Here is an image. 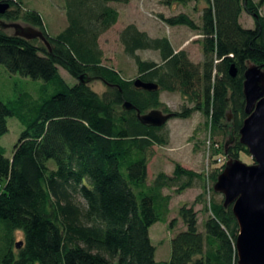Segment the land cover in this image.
<instances>
[{
  "label": "trees",
  "instance_id": "trees-1",
  "mask_svg": "<svg viewBox=\"0 0 264 264\" xmlns=\"http://www.w3.org/2000/svg\"><path fill=\"white\" fill-rule=\"evenodd\" d=\"M127 2L63 0L65 26L51 35L39 12L20 0H0L9 4L0 19L40 30L50 46L49 51L39 39L25 40L0 29V64L53 87L49 93L44 86L38 98L22 93L8 102L0 99V138L8 131L7 117L24 127L11 158L0 145V264H237L238 224L231 207L214 198L219 193L213 185L224 162L210 173L211 197L204 202L202 228L194 206H180L182 228L170 240V255L156 259L150 228L170 213L171 197L163 190L181 193L196 181L205 190V182L201 173L178 163L172 174L160 172L147 182L149 152L164 143L159 132L165 124L144 125L136 110L160 107L161 91L177 92L193 107L173 117L200 111L216 134L224 133L229 113L233 142L227 151L222 145V154L236 159L249 154L239 142L246 117L242 88L248 61L264 70V16L253 0H161L167 7L203 3L200 24L186 13L158 15L168 27L184 26L201 35L203 59L195 64L166 36L153 38L127 24L118 37L136 65L137 78L158 85L145 91L134 86L135 79L104 65L98 45L119 19L112 3ZM243 12L252 16L254 28L242 26ZM139 50L158 52L160 63L141 60ZM59 68L77 82L68 85ZM82 75L102 81L106 91H92L79 80ZM125 101L134 109L124 110ZM176 220L169 222L171 229ZM15 231L23 236L18 248L15 243L16 253L11 248Z\"/></svg>",
  "mask_w": 264,
  "mask_h": 264
},
{
  "label": "rangeland",
  "instance_id": "rangeland-1",
  "mask_svg": "<svg viewBox=\"0 0 264 264\" xmlns=\"http://www.w3.org/2000/svg\"><path fill=\"white\" fill-rule=\"evenodd\" d=\"M22 6L28 9L36 10L43 18V22L48 34L55 35L65 26V11L63 0H20ZM259 5L258 13L264 16V0H253ZM262 1V3H261ZM119 12L117 23L104 32L98 39L99 48L102 51V62L104 65L118 71L120 75L127 80H134L138 77L137 68L132 58L127 56L123 46L119 41V33L127 24H135L138 29L147 32L151 37L166 36L172 43L174 49L185 50L191 62L201 64L203 56L200 41L202 36L187 27H168L158 17L159 14L169 17L178 13L188 14L196 23L200 24V16L203 3L195 5L194 2L187 6L173 5L165 6L161 0H128L127 3H112ZM172 7V8H170ZM174 7V8H173ZM1 22L11 23L0 19ZM22 25H28L23 21H17ZM241 24L244 28H254V20L246 12L242 13ZM0 29L12 34L13 29ZM136 54L141 60L154 61L160 63L159 53L153 50H139ZM58 72L68 85L77 82L71 78L63 69ZM46 86L49 93H52L51 84L44 80H34L28 77H22L19 74L9 72L6 67L0 64V99L4 102L14 100L22 93H29L33 98H38L42 88ZM90 89L101 95L107 89L106 85L100 80H91L88 83ZM160 102L162 105L157 110L163 113H174L183 111L186 108H192L193 104L188 103L179 93H170L161 91ZM167 109L168 112L164 110ZM225 120L224 133L213 134L207 127V118L200 111H193L187 118H170L159 135L164 139V143L155 144L149 152L147 164V182L150 183L154 177L164 172L172 174L175 163L183 168L201 173L204 187L201 189L199 182H195L192 188L186 189L181 193H175L174 189H164L163 193L170 195V213L163 222H157L150 228V235L153 244L156 246V259L166 260L170 255V240L176 232V229L182 228V222L178 218V208L182 205L194 206L198 216V227L206 219L204 211V202L208 201L211 194L208 193L210 184V173L214 168L219 167L218 160L223 158L222 145L230 139V124L232 115ZM8 131L0 138V145L3 147L5 156L11 158L14 146L24 129L22 124L15 117H7ZM223 155V156H222ZM217 159L216 162L214 160ZM246 164H252L253 160L249 154L240 153L238 158ZM226 162V160H225ZM125 174V171L123 170ZM207 182V184H206ZM202 194V198L198 195ZM217 201L223 199L221 194L214 196ZM176 218L174 227H169V222ZM22 232L15 231L13 234L12 250L17 252L15 243L22 241Z\"/></svg>",
  "mask_w": 264,
  "mask_h": 264
},
{
  "label": "water",
  "instance_id": "water-1",
  "mask_svg": "<svg viewBox=\"0 0 264 264\" xmlns=\"http://www.w3.org/2000/svg\"><path fill=\"white\" fill-rule=\"evenodd\" d=\"M8 8V3H0V14L5 13ZM0 25L3 29H13L12 35L15 37L39 39L50 51L49 43L40 30L17 22L7 24L0 21ZM229 74L232 77L236 75L233 65ZM79 80L88 84L92 78L82 75ZM133 84L145 91L158 89L156 83L144 82L139 78ZM242 93L246 117L239 130V142L246 147L253 163L246 164L236 158H226L213 190L223 196V206L231 207L238 224L235 243L237 264H264V70L261 66L247 62ZM122 108L129 111L134 106L125 101ZM136 114L142 124L152 127L163 126L173 115L157 109L147 113L136 110ZM232 142L233 137L230 136L225 144V151ZM20 244L17 243L16 247Z\"/></svg>",
  "mask_w": 264,
  "mask_h": 264
},
{
  "label": "built area",
  "instance_id": "built-area-1",
  "mask_svg": "<svg viewBox=\"0 0 264 264\" xmlns=\"http://www.w3.org/2000/svg\"><path fill=\"white\" fill-rule=\"evenodd\" d=\"M225 160H226L225 157H223V158H220V159L218 160V162H219V163H223V162H225Z\"/></svg>",
  "mask_w": 264,
  "mask_h": 264
},
{
  "label": "bare ground",
  "instance_id": "bare-ground-1",
  "mask_svg": "<svg viewBox=\"0 0 264 264\" xmlns=\"http://www.w3.org/2000/svg\"><path fill=\"white\" fill-rule=\"evenodd\" d=\"M171 118H173V116Z\"/></svg>",
  "mask_w": 264,
  "mask_h": 264
},
{
  "label": "crops",
  "instance_id": "crops-1",
  "mask_svg": "<svg viewBox=\"0 0 264 264\" xmlns=\"http://www.w3.org/2000/svg\"><path fill=\"white\" fill-rule=\"evenodd\" d=\"M170 8H172V7H170ZM174 8V7H173Z\"/></svg>",
  "mask_w": 264,
  "mask_h": 264
}]
</instances>
